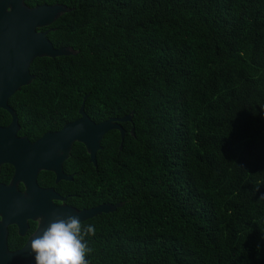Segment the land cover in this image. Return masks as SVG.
Returning a JSON list of instances; mask_svg holds the SVG:
<instances>
[{
  "label": "trees",
  "instance_id": "16d2710c",
  "mask_svg": "<svg viewBox=\"0 0 264 264\" xmlns=\"http://www.w3.org/2000/svg\"><path fill=\"white\" fill-rule=\"evenodd\" d=\"M72 9L48 28L75 56L33 62L34 117L56 132L86 114L106 133L75 143L89 264H264V0H24ZM134 129V135L131 133Z\"/></svg>",
  "mask_w": 264,
  "mask_h": 264
},
{
  "label": "water",
  "instance_id": "95a60500",
  "mask_svg": "<svg viewBox=\"0 0 264 264\" xmlns=\"http://www.w3.org/2000/svg\"><path fill=\"white\" fill-rule=\"evenodd\" d=\"M71 11L72 9L61 4H44L30 8L24 0H0V76L5 75L9 79L6 82L7 87L10 88L8 95L14 94L22 86L33 81L35 75L31 72V67L36 59L44 57L55 59L78 54V51L70 47L55 48L47 37L53 29L38 31V29L50 27L61 16ZM86 99L87 96L80 108L81 117L64 125L59 131L47 133L36 148H33V154L29 159L24 155L25 164L35 165L37 170L53 171L57 175V182L61 180L70 181L72 177L64 172L63 166L69 159L75 143H81L85 146L90 156V162L95 165L97 164V154L102 148L101 141L109 131L117 130L119 132L121 139L119 149L122 148L126 130L120 124L131 122L133 115L130 114L120 119L112 118L97 124L85 112ZM9 131L10 128L0 129V134ZM131 133L134 135V129ZM1 141L6 140L0 137V143ZM1 147L0 145V149ZM7 149L12 152L16 151L15 155L20 152L10 146ZM121 206L120 203L115 205L104 203L93 208L78 210L69 206L56 207L50 203L47 214L48 220L44 228L54 218V215H76L83 223L102 214L114 212ZM87 259L89 260V258ZM0 264H35V261L34 256L30 254L29 248H27V250L19 253L1 251Z\"/></svg>",
  "mask_w": 264,
  "mask_h": 264
},
{
  "label": "flooded vegetation",
  "instance_id": "af4514ba",
  "mask_svg": "<svg viewBox=\"0 0 264 264\" xmlns=\"http://www.w3.org/2000/svg\"><path fill=\"white\" fill-rule=\"evenodd\" d=\"M8 80L7 76H0V129L10 128L9 132L0 134L6 140L0 143V252L19 253L27 250L31 239L45 227L50 203L56 207H74L72 203L80 194L78 189L72 190V186L65 190L66 184L75 182L76 174L75 170L65 167L67 161L63 170L72 180L59 182L53 171L37 170L35 165L24 163V155L29 159L33 148L49 132L44 131L45 124L34 117L32 103L31 111L26 107L29 102L25 99L32 97L29 93L34 89L33 81L8 95ZM9 146L20 151L19 154L8 150Z\"/></svg>",
  "mask_w": 264,
  "mask_h": 264
},
{
  "label": "clouds",
  "instance_id": "9594fccd",
  "mask_svg": "<svg viewBox=\"0 0 264 264\" xmlns=\"http://www.w3.org/2000/svg\"><path fill=\"white\" fill-rule=\"evenodd\" d=\"M94 225H85L76 215L60 216L31 239L29 252L35 264H89L87 257L93 251L88 237L95 236Z\"/></svg>",
  "mask_w": 264,
  "mask_h": 264
}]
</instances>
